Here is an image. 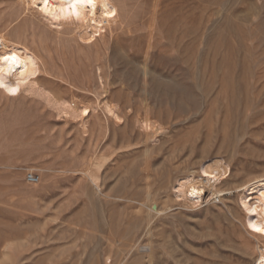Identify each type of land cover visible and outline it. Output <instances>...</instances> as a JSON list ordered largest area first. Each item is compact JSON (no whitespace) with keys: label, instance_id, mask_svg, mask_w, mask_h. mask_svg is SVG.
Wrapping results in <instances>:
<instances>
[{"label":"rangeland","instance_id":"374dc122","mask_svg":"<svg viewBox=\"0 0 264 264\" xmlns=\"http://www.w3.org/2000/svg\"><path fill=\"white\" fill-rule=\"evenodd\" d=\"M114 1L90 40L30 0H0V34L41 63L0 88V264H259L239 199L264 168V0ZM96 155L97 185L80 173ZM214 157L232 172L222 199L179 197ZM149 198L148 233L136 207Z\"/></svg>","mask_w":264,"mask_h":264},{"label":"bare ground","instance_id":"6f19581e","mask_svg":"<svg viewBox=\"0 0 264 264\" xmlns=\"http://www.w3.org/2000/svg\"><path fill=\"white\" fill-rule=\"evenodd\" d=\"M30 1L32 4L37 5V7L39 9L38 11H40L41 14L46 15L48 18L52 19V22L54 21L55 23H57L56 21H58L60 19H62V20L63 19L64 20L69 19L72 23H74L77 26V28L79 30V34L82 37H86L87 39H90V40L92 38H95L97 35L102 34L105 31V27L110 26L111 22L114 21L118 15V7H117V4L114 0H92L91 4H86V3L77 4L75 10L78 11L80 14L78 18H77V16L71 14V6L67 3H64L63 0H30ZM147 33H149V32H147ZM34 52L32 50L28 49L24 45L10 40V38H8L6 35L0 34V88L3 87L4 90L6 91V93L17 91L23 83H25L26 81L29 82L28 81L29 78L35 76L38 73V71L40 70L39 64H41V63H39V58ZM147 52L148 51H146V53ZM36 53H37V51H36ZM134 58H135V56H134ZM141 73H145V72H141ZM145 74H147V73H145ZM144 91H145V89H144ZM145 94H146V91H145ZM144 104H145V102H144ZM145 106H146V104H145ZM82 108H81V110H82L83 114L87 113L88 108L87 107H84L83 109ZM93 110H94V108H93ZM148 110H149V108H148ZM150 112H151V110H150ZM148 113L146 112L145 114L147 115ZM113 115H115V114L113 113ZM144 115L142 117H144ZM149 116H151V114L148 115V117ZM157 117H155V118L157 119ZM145 118L146 117H144L142 127L143 128L145 127V129L147 130V128L150 126V123H151L149 121H151V120L147 121L148 119L146 118V120H145ZM148 122H149V124H148ZM141 124H142V121H141ZM155 125L157 126V124H155ZM163 126H165V125H163ZM153 127L154 126L152 125L151 128H153ZM140 129H141V127H140ZM142 131H144V130H142ZM145 143H146V141H145ZM147 148L145 150H147ZM144 152L146 153V151H144ZM258 153H259V151L256 152L255 150H252L250 153L251 157L250 156L248 157L250 159L248 162L249 163H256V159H258V157L260 156ZM145 157H146V155H145ZM103 159H104V157L96 155V157L92 160L91 164H89V165H91L88 168L89 170L80 171L81 175H83V177L85 176L86 178H88L89 182L91 184L97 185V183H98L99 169L101 168V164L104 163ZM197 161H200V160H197ZM202 162H203V160H202ZM199 164H200V162H199ZM229 167L230 166H228V163H226L225 160H223L220 157H217V158L211 160L210 162L209 161L203 162L200 166V171L202 172V174L206 175L207 178L205 180H203V178H199L200 177L199 171L189 170L187 172V175L185 177H183L182 179H179L180 181L178 180L179 182H177V184H178L177 191H178L179 197L181 196L185 199V201H189V202L192 201V203H195V204H198V202L200 204V202L204 201V199H208V196H210V195H212V196L216 195V196H218L217 197L218 199H222V196L225 194V192H224V189L220 188V184L222 183L220 180H221V178L224 177L225 179H222V180L225 183L229 179L230 176L229 177L227 176L228 178L225 177L226 175L232 173L231 170H230L231 173H228ZM262 170H263L262 173L255 175V176L249 178L246 182L242 183V185H240L242 187L237 186V187L241 188V189L239 188L240 190L244 189L243 193L241 195V199H239V200H240V204H241L242 209H243V216H244L245 220L247 222H250L252 227H253V230H251L249 233L251 234L250 236L253 237L254 242L253 241L251 242L250 240H246V243L251 245L252 247H254V249L256 250L255 260H259V264H264V168L263 167H262ZM247 175H248V173H247ZM196 176H197V179L195 178ZM231 176H233V175H231ZM88 179H86V180H88ZM227 185L229 188L230 186L228 183H227ZM176 188L177 187L175 186V189ZM230 189H232V188H230ZM246 191H250V192L246 193ZM227 192H229V191H227ZM147 195H149V194H147ZM178 195H176L175 197H178ZM148 197L149 196H147V198ZM165 197L167 198V196H165ZM147 200L148 199H146V201ZM208 201L210 202V200H208ZM141 202H138L139 207H136L137 209L136 208L135 209L137 211H140L141 210L140 207L145 206L144 212L146 213V215L145 214H143V215H145L144 217H147L146 226H147V231L149 233L150 229H151L152 216L157 215V205L155 203H153L150 200V198H149V202L147 201L146 204H143V202L142 203ZM187 204H189V203H187ZM195 204H194V206H195ZM191 207H192V205H191ZM139 208H140V210H138ZM154 216H153V219H154ZM147 231H146V233H147ZM207 232H208V230H207ZM199 233H201V232H199Z\"/></svg>","mask_w":264,"mask_h":264},{"label":"snow or ice","instance_id":"6c2138e0","mask_svg":"<svg viewBox=\"0 0 264 264\" xmlns=\"http://www.w3.org/2000/svg\"><path fill=\"white\" fill-rule=\"evenodd\" d=\"M64 3H67L71 6V14L79 17V12L76 11V5L80 3H86V4H91L92 0H63Z\"/></svg>","mask_w":264,"mask_h":264},{"label":"built area","instance_id":"2783aa9c","mask_svg":"<svg viewBox=\"0 0 264 264\" xmlns=\"http://www.w3.org/2000/svg\"><path fill=\"white\" fill-rule=\"evenodd\" d=\"M26 178H27V181L31 183H36L38 181V177L34 175L33 173H28Z\"/></svg>","mask_w":264,"mask_h":264}]
</instances>
